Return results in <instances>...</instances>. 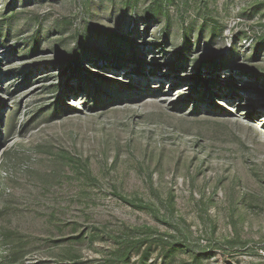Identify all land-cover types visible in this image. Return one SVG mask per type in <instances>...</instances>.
<instances>
[{
  "label": "rangeland",
  "instance_id": "1",
  "mask_svg": "<svg viewBox=\"0 0 264 264\" xmlns=\"http://www.w3.org/2000/svg\"><path fill=\"white\" fill-rule=\"evenodd\" d=\"M134 241L264 264V0H0V264Z\"/></svg>",
  "mask_w": 264,
  "mask_h": 264
},
{
  "label": "trees",
  "instance_id": "2",
  "mask_svg": "<svg viewBox=\"0 0 264 264\" xmlns=\"http://www.w3.org/2000/svg\"><path fill=\"white\" fill-rule=\"evenodd\" d=\"M183 56L179 54V60L182 61L183 60ZM76 65H71V67L69 68V70L71 71H74L76 69ZM197 74V77H200L201 76V73L198 71L196 72ZM79 79L76 80V84L79 86V89L80 90H85V95H90V91H91V88L94 86L91 81H88V80H84L82 76L78 77ZM85 83L88 85L87 88L84 87L85 86ZM84 84V85H83ZM207 85H210V84H207ZM67 90L69 91L70 93L73 92L72 89H67V86L65 85V89L63 90V92ZM95 90H97V94H102L99 89V87L95 88ZM63 92L61 94H63ZM97 95V96H98ZM96 96V97H97ZM62 102V100H57L54 104H53V107L51 108L52 109V116L53 118H55L57 116V113L58 112V106H59V102ZM95 103L98 105V104H101L100 102L103 101V99L100 97V98H96V100H94ZM64 104V102H63ZM65 105V104H64ZM66 109L68 111H74L72 110L71 108L69 107H66ZM141 241H134L132 242L131 244L128 243V244H122V245H119L115 251L113 252V256H112V262L109 263V264H118V262H120L121 264H128L129 263V259H130V256L132 255V251L135 250L136 248H138L135 252H137V254H139L140 256V259H141V263L143 264L144 263V260L146 258V256L148 255V251L150 249V245H145L143 246L142 244H140ZM143 246L142 249H140L141 247ZM163 249V248H161ZM141 250V253H139ZM134 252V251H133Z\"/></svg>",
  "mask_w": 264,
  "mask_h": 264
}]
</instances>
